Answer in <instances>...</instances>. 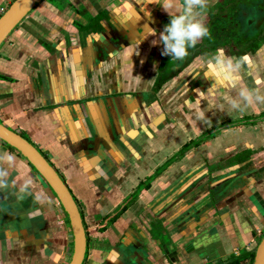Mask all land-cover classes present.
<instances>
[{
  "label": "crops",
  "instance_id": "crops-1",
  "mask_svg": "<svg viewBox=\"0 0 264 264\" xmlns=\"http://www.w3.org/2000/svg\"><path fill=\"white\" fill-rule=\"evenodd\" d=\"M206 1L41 0L0 44V123L68 187L82 264H217L264 235V47L180 70L193 44L165 37L179 21L193 40ZM72 251L53 192L0 140V264Z\"/></svg>",
  "mask_w": 264,
  "mask_h": 264
},
{
  "label": "flooded vegetation",
  "instance_id": "flooded-vegetation-1",
  "mask_svg": "<svg viewBox=\"0 0 264 264\" xmlns=\"http://www.w3.org/2000/svg\"><path fill=\"white\" fill-rule=\"evenodd\" d=\"M206 2L208 5L199 8L202 10L203 16L198 20V26L196 25L193 30L192 43L187 36L188 43L193 44V46L189 53L190 56L188 55L190 57L189 61L183 59L180 62V70L186 67L196 56L212 54L219 55L220 58L226 57L227 59L234 56L235 58L232 59V63H234L237 59L243 61L244 57L252 56L259 48L264 47V17H262L264 16V0H207ZM251 5L255 6L253 10L251 9ZM247 11H252L254 12L253 15L260 16L259 19L254 16L248 21L250 24L253 23V29L257 32V35L254 37L257 44H249L256 49L251 52L245 51L246 45L242 44V42L244 43L243 37H246L244 29L241 26H237V22H235L238 16H247ZM248 28L250 29L251 26H247ZM171 58L172 56H168L167 54L161 56L160 75L164 76L163 74L167 70L168 62ZM172 69L171 67L170 71ZM175 74L174 71L173 76ZM118 105L121 106L119 102Z\"/></svg>",
  "mask_w": 264,
  "mask_h": 264
},
{
  "label": "water",
  "instance_id": "water-1",
  "mask_svg": "<svg viewBox=\"0 0 264 264\" xmlns=\"http://www.w3.org/2000/svg\"><path fill=\"white\" fill-rule=\"evenodd\" d=\"M41 0H17L0 16V44L7 38L14 27ZM0 140L17 150L34 168L40 178L53 192L62 210L68 218L72 237L73 251L68 264H82L86 249V236L82 219L77 205L68 187L60 178L57 171L21 135L6 128L0 123ZM150 228V227H149ZM252 264H264V235L254 249Z\"/></svg>",
  "mask_w": 264,
  "mask_h": 264
},
{
  "label": "trees",
  "instance_id": "trees-1",
  "mask_svg": "<svg viewBox=\"0 0 264 264\" xmlns=\"http://www.w3.org/2000/svg\"><path fill=\"white\" fill-rule=\"evenodd\" d=\"M254 8H255V6L251 5V9L253 10ZM247 12H248L247 16H238L236 18L235 22H237V26H241L242 29H244L246 37H243L244 43L242 42V44L246 45L245 51L251 52V51L256 50L255 47H251V45L257 44L256 40L254 39V37L257 35L256 34L257 32H256V30L253 29V23L250 24V22H248L251 18H253L255 16V15H253L254 12H252V11H247ZM262 17H264V16H262ZM262 17H261V19H262ZM255 18L259 19L260 16L256 15ZM247 26L248 27L251 26V28L247 29ZM249 44H251V45H249ZM253 257H254V251L246 253V254H241L240 257H230V258L226 259L225 261H222V262L217 263V264H245V262H246V264H247V262H248V264H252Z\"/></svg>",
  "mask_w": 264,
  "mask_h": 264
},
{
  "label": "rangeland",
  "instance_id": "rangeland-1",
  "mask_svg": "<svg viewBox=\"0 0 264 264\" xmlns=\"http://www.w3.org/2000/svg\"><path fill=\"white\" fill-rule=\"evenodd\" d=\"M177 23L179 24L178 25V28L180 29V30H178V29H176V35H174V37H173V25L175 24V23H172V25H170L169 27H167L169 30H167V32H166V34H165V37H167V40L166 41H168V42H170L171 41V39L172 40H174V38L176 37V39L178 40V41H181L183 44H191L192 43V39L191 38H189V40H190V42L191 43H188V37H187V32L186 31H184V28L182 27V24L181 23H179V21H177ZM164 26V25H163ZM198 26V25H197ZM172 34V35H171ZM168 42H166V44H169ZM171 44H176L175 43V40H174V42H171ZM217 45V44H216ZM176 51V53H178V54H181V52H178L177 50H175ZM171 53H174V47H173V49L170 51ZM178 57L180 56V55H177ZM230 63V62H229ZM228 67H230L229 69H228V71H237V68H234L233 67V64L232 63H230L229 64V66ZM231 68L233 69V70H231ZM147 130H149V129H147ZM189 148H186L184 151H186V150H188ZM183 152V151H182ZM205 191V193H207L206 192V190H204ZM144 226L146 227L147 226V222L144 224Z\"/></svg>",
  "mask_w": 264,
  "mask_h": 264
},
{
  "label": "built area",
  "instance_id": "built-area-1",
  "mask_svg": "<svg viewBox=\"0 0 264 264\" xmlns=\"http://www.w3.org/2000/svg\"><path fill=\"white\" fill-rule=\"evenodd\" d=\"M3 9H1V11H2Z\"/></svg>",
  "mask_w": 264,
  "mask_h": 264
}]
</instances>
